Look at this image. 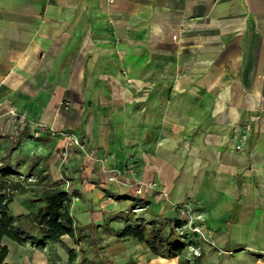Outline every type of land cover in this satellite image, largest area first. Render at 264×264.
<instances>
[{
	"label": "crops",
	"instance_id": "0c3cea01",
	"mask_svg": "<svg viewBox=\"0 0 264 264\" xmlns=\"http://www.w3.org/2000/svg\"><path fill=\"white\" fill-rule=\"evenodd\" d=\"M64 101L77 106L72 113ZM85 106L90 122H112L87 148H193L228 169L216 190L232 215L241 196L236 148L264 158V0H0V130L21 129L9 122L15 108L80 139ZM189 172L180 187L193 183ZM81 186L79 200L88 196ZM5 244V264H55L31 244Z\"/></svg>",
	"mask_w": 264,
	"mask_h": 264
},
{
	"label": "rangeland",
	"instance_id": "374dc122",
	"mask_svg": "<svg viewBox=\"0 0 264 264\" xmlns=\"http://www.w3.org/2000/svg\"><path fill=\"white\" fill-rule=\"evenodd\" d=\"M64 104L65 101L61 103L62 108L69 114L77 107ZM70 107L72 110L66 109ZM116 108L122 111L117 101ZM85 109L82 111L89 127L86 130L88 134L79 139L81 147L69 146L68 135L58 137L55 130V135L45 133L44 137L35 136L21 141L8 156L10 164L20 162L19 168L32 174L26 177L12 175L15 181L33 191L25 195L15 194L11 207L16 213L33 210L28 199L36 198L37 192L53 187L56 182H62L69 192L82 184L81 188L88 196L81 200L73 198L72 213L85 226L92 223L103 226L98 232L99 245L108 246L104 249L105 254L115 264H128L132 260L137 264H181L186 260H189V264H264V158L251 157L252 148H236V152L243 157L241 160L235 159L241 169V174H237L241 178V196L234 213L230 215L223 207L224 202L219 201L220 194L216 190L227 180L224 178L229 175L228 169L207 163L206 153L192 156L193 148L187 154L183 151L173 154L170 148H162L158 154L143 152L142 148H87L92 138L99 139L97 132L100 130L101 135L107 132L112 122L106 119H93L90 122L91 106H85ZM93 110L97 111L96 106ZM6 125L9 127L10 123ZM93 133L96 135L91 138ZM106 141H110L109 138L106 137ZM257 161L263 164L262 170L253 169ZM189 162H192L190 172L186 167ZM29 164L33 166L32 169ZM76 166L79 172L75 171ZM188 172L193 183L180 187L179 183L185 182ZM172 179L178 181L174 190L170 186ZM90 180L95 189L88 184ZM104 190L118 192L128 199L118 200ZM215 198L217 200L213 202ZM138 199L150 203L143 205ZM127 210L134 213V221L129 224H143L158 216L165 224L166 234L175 227L185 243L183 254L176 258L177 263L153 255L134 241H116V231H121L126 224L112 220L105 229L103 221ZM173 219L181 220L182 225L176 227L170 224L169 221ZM65 240L78 253L75 264H92L93 261L105 264L103 258L91 254L89 237H85L80 245L69 237H65ZM82 247L84 252L81 251ZM54 248L58 253L52 252ZM40 252L44 254L39 258L44 261L51 257L55 264H65L66 260V264H69V257L60 246H46ZM83 256L88 259L87 262L82 261Z\"/></svg>",
	"mask_w": 264,
	"mask_h": 264
},
{
	"label": "trees",
	"instance_id": "16d2710c",
	"mask_svg": "<svg viewBox=\"0 0 264 264\" xmlns=\"http://www.w3.org/2000/svg\"><path fill=\"white\" fill-rule=\"evenodd\" d=\"M44 136L43 134L36 138ZM31 137H35L33 131L26 126L4 135L0 130V264H5L10 253L5 240H10L19 245L31 244L38 249H43L46 246H50V248L60 246L68 255L69 264H75L78 253L64 242L65 237H69L78 244H82L83 239L89 237L88 247L91 254L103 258L105 264H115L105 254L104 249L108 246L101 247L99 245L98 232L103 226L95 223L89 226H80L75 221L72 213V201L75 197H81L79 191L69 192L62 182H56L53 187L37 192L36 198L28 199L32 211L16 213L12 209L11 206L16 193L25 195L33 192L28 186L15 181L12 175L26 177L32 174L22 171L19 168L20 162L10 164V157L8 156L15 147L20 145L21 141ZM28 166L30 169L33 168L31 164ZM104 191L110 194V197H115L118 200L126 198L118 192ZM138 201L143 205L150 203L142 199H138ZM133 215L134 213L127 210L105 218L103 221L104 228L109 227L112 220L122 221L126 226L121 231H116V241H124L125 239L134 241L146 247L153 255L163 259H175L183 254L185 243L175 227H172L166 234L165 224L158 216L145 221L143 224L132 225L129 223L134 221ZM169 223L176 225V227L182 225V221L177 219L170 220ZM56 251L54 248L52 252L58 253ZM81 251H85L84 247L81 248ZM82 261L87 262L88 259L83 256ZM92 264H96V262L93 261ZM128 264L133 263L129 261ZM181 264H189V261H183Z\"/></svg>",
	"mask_w": 264,
	"mask_h": 264
},
{
	"label": "built area",
	"instance_id": "2783aa9c",
	"mask_svg": "<svg viewBox=\"0 0 264 264\" xmlns=\"http://www.w3.org/2000/svg\"><path fill=\"white\" fill-rule=\"evenodd\" d=\"M66 106H69V103L66 104ZM9 122L11 121L12 124H20V127L23 128L25 126H29V128L33 131L34 136L39 137L40 135H43L45 133H49L50 135H55L56 131L53 128H48L47 125L43 123L34 124L30 123L26 120L25 116L20 115L19 112L15 108H11L8 112ZM16 130H14V127L11 129L9 127H6L5 129H1V133L4 135L6 133H13ZM68 145L74 146V147H81L80 141L77 137L68 135ZM242 147L239 146L238 149H241Z\"/></svg>",
	"mask_w": 264,
	"mask_h": 264
}]
</instances>
